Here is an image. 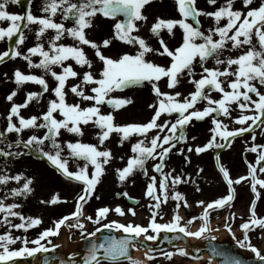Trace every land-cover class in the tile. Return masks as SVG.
<instances>
[{"label":"snow or ice","instance_id":"6c2138e0","mask_svg":"<svg viewBox=\"0 0 264 264\" xmlns=\"http://www.w3.org/2000/svg\"><path fill=\"white\" fill-rule=\"evenodd\" d=\"M33 2L14 12L10 6L22 0H0V66L13 62L0 73V85H12L0 113V264H31L38 257L42 264H148L157 259L153 244L183 240V246L159 253L172 261L191 256L188 238L208 241L207 264H246L213 243L212 235L220 230L212 226L213 213L233 209L237 186L244 183L252 193L247 219L230 211L223 227L264 264V250L251 236L259 230L264 238V216L257 212L264 198V143L256 142L258 130L264 136V0H204L203 7L200 0H41L39 15ZM150 8L162 11L150 18ZM98 29L106 32L93 39ZM145 89L148 118L119 122L118 114L135 109L136 93ZM202 123L210 125L209 134L195 143L190 132ZM238 139L244 140L243 152L255 156H244L246 173L234 178L221 153ZM205 154L214 156L227 193L197 200L200 214L185 219L180 209L192 204L181 186L202 188L184 166ZM174 157H182L179 171ZM26 158L74 186V210L52 218L49 227H42V215L23 210L36 196L37 176L10 165ZM204 172L197 165L195 177ZM109 176L121 188L143 177L146 224L109 219L138 215L135 207L119 204L87 214L86 206L102 199L99 189ZM120 195L133 200L127 191ZM37 202L48 210L69 198L55 192ZM170 202L172 215L165 221ZM237 219L242 238L233 227ZM62 229H75L88 243L82 261L77 253L69 260L49 255L61 247L52 238ZM105 230L122 235L97 236ZM140 247L146 249L143 260L131 254Z\"/></svg>","mask_w":264,"mask_h":264},{"label":"rangeland","instance_id":"374dc122","mask_svg":"<svg viewBox=\"0 0 264 264\" xmlns=\"http://www.w3.org/2000/svg\"><path fill=\"white\" fill-rule=\"evenodd\" d=\"M103 32H106V29H104ZM136 97L141 101H144L145 99V96H143L142 94H139ZM209 127H210L209 124L202 123V125L197 124L196 127L191 130L190 135L194 134L198 138L197 141H195V143L203 142L204 137H206L209 134L208 133ZM245 139H249V138L246 136ZM256 142L264 143V136L259 134V130L257 132ZM244 147H245L244 140L238 139L231 150L223 151L221 153L222 162L231 170V175L234 178L246 173L242 164V159H244V156L247 155L248 160H252L251 155L254 156V154L251 153L245 154L243 152ZM182 163H183L182 157L173 158L172 165L177 167V171L180 170ZM197 165L205 168V172L201 174L202 178L195 177V171ZM0 166H2L1 163ZM184 167L187 173L192 174L193 178L198 180V183L202 188L201 192H196L194 190V185L192 184L182 185L180 188L182 192H185L187 194L189 203L192 204V207L190 209H184V208L180 209V214L184 216L185 219H188L191 218L192 216H198L201 212V209L198 206H196L195 202L197 200L199 199H205L208 201L213 200L220 196L226 195L227 189H226V184L222 181L215 168V160L212 154H205L199 158L193 156L192 165H188ZM29 173L32 174V172L30 171ZM34 174L37 176V180H38L36 196L30 198L28 201L25 202L23 210L26 214L42 215L45 221L42 227H49L51 226L50 221L52 218H55L56 216L62 215L64 213H69L71 211V207H72L71 196L73 194L72 192L73 187L72 186L68 187L60 180L58 182L57 181L58 178L56 179V176L51 172H47V171L34 172ZM48 184H51L53 188L52 189L49 188ZM58 186L61 187L63 191L57 190ZM57 191L60 193L61 197H68L69 203L61 204L56 209H48V210H45L42 205L38 204L37 198L40 197L48 198L50 195L54 194ZM123 191H127L129 195L133 197V200L140 201V204L134 206L128 205L127 203L128 198L120 195V193ZM99 194L101 195L102 199L100 201H95V200L92 201L87 207V214H93L94 209L98 206H103L105 204L114 206L119 204L125 209L129 207H135L138 215L136 217H132L131 215H129L128 217L125 218L113 214L109 216V219H116V220H120L121 222L128 220L141 224H146L148 222L149 212L147 207H145L148 201L144 197L143 177L137 179L135 184H129L126 188H121L118 187L117 184L114 182L113 178L109 176V178L105 181L103 186L100 187ZM250 201H251V194H250L249 186L246 183L237 186V197L234 201L233 209L221 210L219 214L214 212L212 216V226L214 228L219 227V229L224 228L223 224L225 222V217L229 215L230 211H235L237 217L243 216L245 219H247L248 207ZM257 210L259 212V215L264 216V198H262V200L259 202L257 206ZM165 211L168 213L164 217L165 221H167L171 218L172 215V202H170L169 205L165 206ZM240 222L241 221L237 219L233 224L237 238H240L241 236L240 229L237 227V225ZM198 226L199 224L197 222L196 224H193L191 228L192 230H196ZM88 229L90 231L93 230V226L91 224H88ZM38 231L39 229L33 230L32 238H34L35 233ZM214 233L215 232H213L212 235ZM251 236H252V240L254 241L253 243L256 244L258 247H260L262 250H264V238H261V236L259 235V230H257L256 232H252ZM148 264H150V262ZM151 264H194V263H192L185 257L175 256L172 261H168L165 260L162 255H157V259L155 261H152ZM198 264H207V261L205 262L200 261Z\"/></svg>","mask_w":264,"mask_h":264},{"label":"water","instance_id":"95a60500","mask_svg":"<svg viewBox=\"0 0 264 264\" xmlns=\"http://www.w3.org/2000/svg\"><path fill=\"white\" fill-rule=\"evenodd\" d=\"M107 235H115L117 237L121 236L122 234H119L118 232L114 233H108L107 230H105L104 233H98L97 236H107ZM164 235L172 236L174 234H164L162 233L161 236ZM216 241L215 243L218 247H221L227 251H229L232 255L239 256L243 260L246 261V264H257L255 261V257L253 254L246 252L243 249H240L237 245L234 244L232 238L229 236L228 232L226 230L219 231L216 234ZM142 239V238H141ZM189 240V251L191 253V256H201L202 258L205 257L208 260L209 251H208V241L207 240H195L192 238H188ZM152 244L153 242H148ZM58 244L61 245L59 249L56 250L55 253L49 254L51 256H56L63 258L65 260H69L72 258L73 253H77L78 256L76 257L77 260L82 261L83 256L86 255L88 243L81 239L78 241H70L69 239H62L58 241ZM184 241L183 240H173V242L170 244L167 240L161 239L155 244H153V247L156 249V252H161L162 250H167L169 248H175V246H183ZM142 251H146L144 247H140L139 250L132 249L131 254L137 258L142 254ZM191 256L189 257L190 259ZM42 257H38L36 260L32 261L31 264H42ZM195 260V259H192Z\"/></svg>","mask_w":264,"mask_h":264},{"label":"flooded vegetation","instance_id":"af4514ba","mask_svg":"<svg viewBox=\"0 0 264 264\" xmlns=\"http://www.w3.org/2000/svg\"><path fill=\"white\" fill-rule=\"evenodd\" d=\"M201 4L200 6L203 7L204 6V0H200ZM41 0H34L33 2V11L35 12V14L39 15L40 12L38 11V7L40 4ZM27 6V0H22L21 5H12L10 6V11H14V12H22L25 7ZM162 9H158V8H150L148 10V14L150 16V18L157 12H161ZM205 27H207V24H205ZM103 34V31L101 30H97V34L93 35V39H98L99 35ZM4 49V45L0 44V50ZM19 66L23 67V64L21 63ZM13 67V62H9L7 65L5 66H0V73H2L3 71H10V69ZM12 85L11 84H3L0 85V113H4L6 111V106H7V102L4 99L5 94L11 89ZM130 94V93H129ZM139 94H142L143 96H145L144 101H141L140 99H137L138 103H137V107L135 109H132L130 111H128L127 113L120 115L118 114V121L119 122H125V121H130V120H146L148 118V111L145 109L144 104L145 102L149 99V93L148 91L145 90H141L138 91L136 93V96H138ZM4 126V121L2 118H0V128H2ZM2 160V165L4 163L3 158H1ZM10 167L13 169V171L16 170H21L22 168H27L30 172L34 173V172H52V170L44 163L42 162H37L35 160H32L30 158H26L22 163L21 162H16L14 164H11ZM59 182V180H57ZM49 188H53V186L51 184H48ZM57 190H62L63 189L61 187H57Z\"/></svg>","mask_w":264,"mask_h":264},{"label":"bare ground","instance_id":"6f19581e","mask_svg":"<svg viewBox=\"0 0 264 264\" xmlns=\"http://www.w3.org/2000/svg\"><path fill=\"white\" fill-rule=\"evenodd\" d=\"M138 259H141V260H143V259H144V256H142V257H140V258H138ZM193 263H194V264H198V262H197V261H194Z\"/></svg>","mask_w":264,"mask_h":264}]
</instances>
